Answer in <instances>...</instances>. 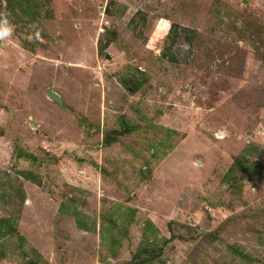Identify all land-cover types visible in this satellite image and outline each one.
Segmentation results:
<instances>
[{"label":"rangeland","instance_id":"374dc122","mask_svg":"<svg viewBox=\"0 0 264 264\" xmlns=\"http://www.w3.org/2000/svg\"><path fill=\"white\" fill-rule=\"evenodd\" d=\"M18 1L0 264H264V0Z\"/></svg>","mask_w":264,"mask_h":264},{"label":"trees","instance_id":"16d2710c","mask_svg":"<svg viewBox=\"0 0 264 264\" xmlns=\"http://www.w3.org/2000/svg\"><path fill=\"white\" fill-rule=\"evenodd\" d=\"M19 4V8L20 9H24V10H33L34 9V5L33 2L31 0H22L20 3L18 1ZM24 5H26V7H24ZM38 8V6H36ZM8 8H11V0H8ZM26 15V13H24ZM187 33V34H185ZM188 31L186 29H184V40L185 43L188 42V44H191V39L188 36ZM170 37L172 38V44L173 46L179 42V39H181V36H179V32L177 29V26H173L171 32H170ZM123 133V131H122ZM254 150V149H253ZM159 152H157L156 156L157 158H159V156L161 155H165V153L163 151H161L160 149H158ZM151 158L153 155H150ZM247 157H245L244 159H246ZM241 160L238 161L237 164H240ZM245 172H247V174L254 172L252 171V169H250L249 167H247V169H245ZM210 203V202H209ZM210 204H214L213 202H211ZM148 226H146V229L144 231V235H143V239H142V244L141 247L137 253V255L135 256L138 257V259L140 260V262H142V257L144 258V260L146 262H150V264L155 263V253L159 250L157 248L156 243L160 242V240L156 237V234L158 233L159 229H157L151 222H147ZM155 230V231H154ZM6 236V235H5ZM150 237H154L153 240L150 239ZM165 241L167 244V239H163L161 242ZM31 264H40L37 261H32Z\"/></svg>","mask_w":264,"mask_h":264},{"label":"clouds","instance_id":"9594fccd","mask_svg":"<svg viewBox=\"0 0 264 264\" xmlns=\"http://www.w3.org/2000/svg\"><path fill=\"white\" fill-rule=\"evenodd\" d=\"M11 34H12V29L10 27L0 26V40H3L5 38H7V37H10Z\"/></svg>","mask_w":264,"mask_h":264},{"label":"crops","instance_id":"0c3cea01","mask_svg":"<svg viewBox=\"0 0 264 264\" xmlns=\"http://www.w3.org/2000/svg\"><path fill=\"white\" fill-rule=\"evenodd\" d=\"M258 149H254L255 152H257Z\"/></svg>","mask_w":264,"mask_h":264},{"label":"water","instance_id":"95a60500","mask_svg":"<svg viewBox=\"0 0 264 264\" xmlns=\"http://www.w3.org/2000/svg\"><path fill=\"white\" fill-rule=\"evenodd\" d=\"M53 97V96H52Z\"/></svg>","mask_w":264,"mask_h":264}]
</instances>
